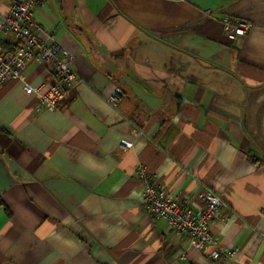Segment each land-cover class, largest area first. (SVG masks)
I'll list each match as a JSON object with an SVG mask.
<instances>
[{"label":"crops","instance_id":"1","mask_svg":"<svg viewBox=\"0 0 264 264\" xmlns=\"http://www.w3.org/2000/svg\"><path fill=\"white\" fill-rule=\"evenodd\" d=\"M38 1L79 80L53 108L24 88L54 81L39 58L0 83V264H264V0ZM138 165L188 206L220 197L213 247L149 213Z\"/></svg>","mask_w":264,"mask_h":264},{"label":"built area","instance_id":"2","mask_svg":"<svg viewBox=\"0 0 264 264\" xmlns=\"http://www.w3.org/2000/svg\"><path fill=\"white\" fill-rule=\"evenodd\" d=\"M4 9L0 6V83L11 79H21L28 64L36 58L44 62L53 74L54 81L44 92H38L28 84L26 93H37L40 105L45 108L56 107L78 82L76 73L70 66L68 51L57 43L53 36L42 39L40 26L34 21L33 12L40 5L38 0H4ZM223 32L233 37L244 36L252 24L242 18L222 16ZM119 100L118 89L109 97L108 102L115 106ZM120 144L129 148L131 141L121 139ZM137 174L142 184V201L151 215L162 218L166 227L176 237L187 235L189 245L197 250L213 247L211 232L212 220L222 206V200L211 189L205 188L196 197V206L186 204V200L166 189L142 165H138ZM233 250L211 249L208 256L212 260H225L232 256Z\"/></svg>","mask_w":264,"mask_h":264}]
</instances>
